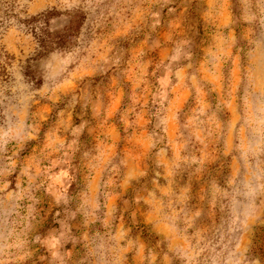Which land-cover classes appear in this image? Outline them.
<instances>
[{
  "label": "rangeland",
  "instance_id": "rangeland-1",
  "mask_svg": "<svg viewBox=\"0 0 264 264\" xmlns=\"http://www.w3.org/2000/svg\"><path fill=\"white\" fill-rule=\"evenodd\" d=\"M1 67L0 264H264V0H0Z\"/></svg>",
  "mask_w": 264,
  "mask_h": 264
},
{
  "label": "trees",
  "instance_id": "trees-1",
  "mask_svg": "<svg viewBox=\"0 0 264 264\" xmlns=\"http://www.w3.org/2000/svg\"><path fill=\"white\" fill-rule=\"evenodd\" d=\"M52 14L51 13H47V14H42L38 17H33L30 19V21L27 22V24H31L33 25V27L31 28L32 29V32L34 33L35 37L37 38L38 42H39V45L42 49L46 50V51H49V50H52L54 49L55 47L57 48H60L64 42H65V39L67 36H70L71 33L73 32L71 28L68 30L69 34L66 35V34H60V33H53L51 34L47 28H34V27H37L35 26V23H42L44 24L45 26L47 25L48 23V19L50 18ZM37 29L38 31V34L37 32H35ZM0 74H4V71H3V67L0 68Z\"/></svg>",
  "mask_w": 264,
  "mask_h": 264
}]
</instances>
